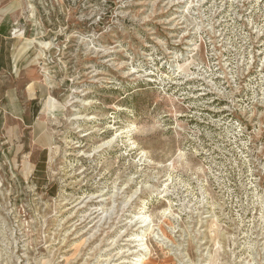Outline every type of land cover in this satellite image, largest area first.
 Returning a JSON list of instances; mask_svg holds the SVG:
<instances>
[{"label":"rangeland","instance_id":"1","mask_svg":"<svg viewBox=\"0 0 264 264\" xmlns=\"http://www.w3.org/2000/svg\"><path fill=\"white\" fill-rule=\"evenodd\" d=\"M0 264H264V0H0Z\"/></svg>","mask_w":264,"mask_h":264},{"label":"bare ground","instance_id":"2","mask_svg":"<svg viewBox=\"0 0 264 264\" xmlns=\"http://www.w3.org/2000/svg\"><path fill=\"white\" fill-rule=\"evenodd\" d=\"M119 109V108H118ZM120 110V109H119ZM48 113V107H47V105L45 104V106H44V110L42 111V115L43 114H47ZM43 118V117H42ZM167 203H169V201L167 202ZM146 221H147V218L145 217V216H141V217H139V215H138V222L136 223V224H140V228L142 227V226H144V224L146 223ZM135 224V225H136Z\"/></svg>","mask_w":264,"mask_h":264}]
</instances>
